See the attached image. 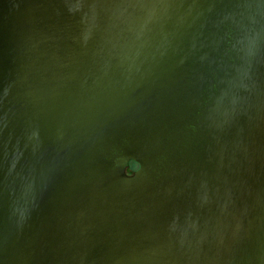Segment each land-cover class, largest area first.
<instances>
[{
	"label": "water",
	"instance_id": "1",
	"mask_svg": "<svg viewBox=\"0 0 264 264\" xmlns=\"http://www.w3.org/2000/svg\"><path fill=\"white\" fill-rule=\"evenodd\" d=\"M0 264H264V0H0Z\"/></svg>",
	"mask_w": 264,
	"mask_h": 264
},
{
	"label": "flooded vegetation",
	"instance_id": "2",
	"mask_svg": "<svg viewBox=\"0 0 264 264\" xmlns=\"http://www.w3.org/2000/svg\"><path fill=\"white\" fill-rule=\"evenodd\" d=\"M138 169V166L134 163H130V165L128 166V168L126 169V174L127 175H132L136 170ZM130 171V173H128V171Z\"/></svg>",
	"mask_w": 264,
	"mask_h": 264
}]
</instances>
